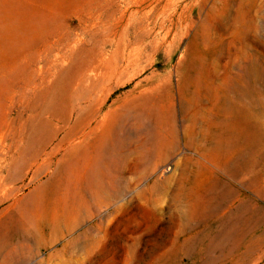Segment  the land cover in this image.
I'll return each instance as SVG.
<instances>
[{
    "label": "rangeland",
    "instance_id": "374dc122",
    "mask_svg": "<svg viewBox=\"0 0 264 264\" xmlns=\"http://www.w3.org/2000/svg\"><path fill=\"white\" fill-rule=\"evenodd\" d=\"M19 157L0 264H264V0H0Z\"/></svg>",
    "mask_w": 264,
    "mask_h": 264
},
{
    "label": "bare ground",
    "instance_id": "6f19581e",
    "mask_svg": "<svg viewBox=\"0 0 264 264\" xmlns=\"http://www.w3.org/2000/svg\"><path fill=\"white\" fill-rule=\"evenodd\" d=\"M215 140L216 139H213L211 141L212 150H215L216 148H218V146H220V143H217ZM81 149H83L82 152H80ZM84 149H85V146H81V147L78 145L74 146L70 149L68 157L77 156V155H80V153H81L82 155H84V158H86L88 152H85ZM14 160L16 161L15 163H14ZM14 160H11L8 168H6V170L4 172L2 170H0V191H2V193H5L7 191L4 188L13 179L12 172L17 166H19V168L17 170H19L20 174L23 175L25 164L22 162V159L20 157L18 159H14ZM0 162H2L1 159H0ZM61 165H62V167H67L69 165V160L63 158L61 160ZM186 222H187V224L183 226L181 232L183 231V233L186 232V234H188L190 232V229H189L190 221L186 220ZM163 245L165 246L166 243H163ZM179 247L183 251H186L187 249H189L191 247V239L190 238L183 239V241L179 242Z\"/></svg>",
    "mask_w": 264,
    "mask_h": 264
}]
</instances>
